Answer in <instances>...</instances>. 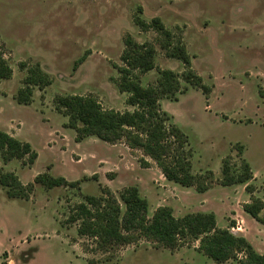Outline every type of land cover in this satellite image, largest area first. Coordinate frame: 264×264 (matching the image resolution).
I'll list each match as a JSON object with an SVG mask.
<instances>
[{
  "label": "rangeland",
  "instance_id": "rangeland-1",
  "mask_svg": "<svg viewBox=\"0 0 264 264\" xmlns=\"http://www.w3.org/2000/svg\"><path fill=\"white\" fill-rule=\"evenodd\" d=\"M137 17L158 18L171 43L180 42L206 93L185 84L187 67L167 58L165 39L135 25ZM127 36L155 49V69L134 72L141 85H154L159 70L180 81L178 100L160 105L187 137L184 150L198 177L192 187L167 181L124 140L79 138L57 106L60 97L80 96L104 111L132 112L118 89ZM0 54L12 72L0 82V131L36 154L33 163L30 156L4 163L0 153V172L26 189L22 198H9L0 186V264H239L210 260L199 241L169 249L136 231L127 244L102 247L78 235L77 207L86 197L110 191L118 198L128 187L149 204L145 222L162 207L174 218L212 213L217 229L245 237L264 255V227L242 209L264 202V0H0ZM36 67L50 84L31 86L27 104H18L17 93ZM225 162L235 170L247 163L253 178L222 186ZM42 174L79 184L46 189L34 182Z\"/></svg>",
  "mask_w": 264,
  "mask_h": 264
},
{
  "label": "trees",
  "instance_id": "trees-1",
  "mask_svg": "<svg viewBox=\"0 0 264 264\" xmlns=\"http://www.w3.org/2000/svg\"><path fill=\"white\" fill-rule=\"evenodd\" d=\"M135 25L143 30L153 29L162 36L165 42L161 48L166 57L178 60L187 67L182 75L185 84L207 92L201 78L190 70V60L185 48L180 42L171 43V33L158 18L143 22L137 17ZM124 46L121 55L124 66L118 70V89L128 95L127 104L134 108L132 112L104 111L94 99L80 96L60 97L57 99V106L59 110H63L69 126L77 131L79 138L95 136L106 143L124 140L130 148L142 150L153 160L167 181L184 188L192 187L198 177L191 173L187 158L189 155L184 150L187 137L182 129L174 125L172 117L160 105L163 99L172 102L178 100V95L181 94L180 81L173 71L159 70L154 85H141L134 72L147 73L155 69V49L146 44H137L130 36L125 38ZM11 73L0 54V82L8 80ZM29 73L24 81L26 88L17 93L18 104H27L31 86L50 84L47 75L39 67L30 69ZM0 153L4 163L25 156H30L32 163L36 159L29 144L2 131ZM221 175L222 186L245 185L253 178L245 162L238 170L232 169L227 162L223 163ZM34 182L46 189L74 188L79 184L48 174L38 175ZM0 186L6 189L9 198H22L26 192L18 179L8 173L0 172ZM28 188L30 190L32 186ZM204 190L197 188L200 193ZM85 200L86 203L77 207L75 220L80 221L78 235L90 237L102 247L127 244L128 235L139 231L169 249L176 248L185 240L199 241L201 253L216 263L236 261L239 264H264V255L257 253L245 237L235 236L229 230L217 229L216 217L212 213L187 214L174 218L171 209L162 207L155 211L151 220L145 222L149 204L136 187L124 189L118 198L107 191L105 197L89 196ZM242 209L264 227V202L254 200L243 205ZM238 255L242 256L241 259Z\"/></svg>",
  "mask_w": 264,
  "mask_h": 264
},
{
  "label": "built area",
  "instance_id": "built-area-1",
  "mask_svg": "<svg viewBox=\"0 0 264 264\" xmlns=\"http://www.w3.org/2000/svg\"><path fill=\"white\" fill-rule=\"evenodd\" d=\"M236 230H238V229H236Z\"/></svg>",
  "mask_w": 264,
  "mask_h": 264
}]
</instances>
